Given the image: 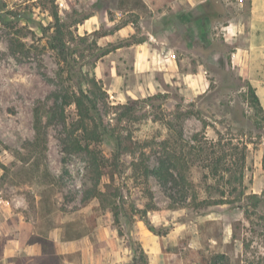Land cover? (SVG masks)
<instances>
[{"label": "rangeland", "instance_id": "obj_1", "mask_svg": "<svg viewBox=\"0 0 264 264\" xmlns=\"http://www.w3.org/2000/svg\"><path fill=\"white\" fill-rule=\"evenodd\" d=\"M147 1L154 2L155 10L169 8L165 15L174 22L167 35L175 44L179 69L197 72L203 66L209 90L194 94L181 78L179 85L165 84L164 91L131 97L128 85L140 87L141 79L115 78L111 62L105 76L99 73L106 50L145 37L139 19L150 9L144 0H0V208L9 214L11 229L22 220L43 235L59 225L71 235H89L96 248L94 264H264V113L249 103L248 81L234 63L219 23L198 31L196 25L177 20L180 15L167 5L170 0ZM207 1L222 22L236 13L239 2ZM102 3L111 23L84 32L79 23L101 10ZM201 7L189 17L208 21L207 2ZM133 8L139 14L126 13ZM129 23L133 34L115 35ZM87 76H95L107 91V106L101 104L100 113L115 133L98 144L108 159L99 184L108 194L106 202L83 200L84 190L93 183L87 156L65 151L67 129H74L78 119L76 105L65 107L63 120L50 121L52 94L89 89ZM38 105L47 143L35 149ZM76 133L81 138L80 131ZM196 134L209 157L228 154L225 162L238 163L245 152L242 183L240 170L232 175L223 168L214 175L204 166L209 160L201 161L197 152L189 151ZM117 137L124 147L121 153ZM173 152L197 161L185 168L190 185L182 199L173 182L154 173L160 158ZM93 205H100L95 229L87 222ZM160 236L162 253L155 257L149 253L150 238ZM101 241L108 245L101 247ZM196 249L209 262H203Z\"/></svg>", "mask_w": 264, "mask_h": 264}, {"label": "crops", "instance_id": "obj_2", "mask_svg": "<svg viewBox=\"0 0 264 264\" xmlns=\"http://www.w3.org/2000/svg\"><path fill=\"white\" fill-rule=\"evenodd\" d=\"M206 1L170 0L167 5L172 6L176 16L180 15L177 20L183 24L187 22L196 25L198 31L202 30L205 24L217 25L219 23L221 25L225 40L232 47L231 55L234 63L238 64L243 79L256 89L264 108V0H239L236 13L231 12V16L226 15L223 22L209 16H206L208 21L189 17L199 14L202 10L201 4ZM245 2H247V8L243 6ZM144 3L150 9L146 16L141 13L139 19L146 34L145 37L137 43H126L106 54L99 61V73L105 76L108 70L106 66H109L108 63L111 62L109 69L113 71L115 78L119 77L121 80L125 76L126 78L133 76L141 79L139 80L140 87L132 88L130 84L128 85L131 97H136L139 93L145 95L155 91H164L165 84L175 81L179 85L181 78L187 81L188 88H190L188 90L194 94L209 90L208 78L203 66L202 68L199 65L197 72L179 69L178 60L175 55L173 56L175 53L173 45L175 44L167 35L171 30V23L174 22L173 17L165 15L169 8L163 6L155 10L154 2L144 0ZM102 4L101 10L90 13L79 23L80 29L90 32L99 28L102 23L107 25L111 23L107 17L108 8L104 3ZM110 8L116 9L118 14L123 13V10L118 7ZM137 11V8H133L127 10L126 13ZM133 33L134 27L129 23L120 26L115 35L119 34L123 37ZM2 202L4 200L0 199V204ZM14 224L17 225L11 229L9 214L0 208V264H94L95 262L96 248L90 245L87 234L71 235L65 226L59 225L50 230L49 234L43 235L40 232L36 233L33 226L26 221L21 220ZM150 241L153 250L149 253L158 257L162 253L161 242L155 237H151Z\"/></svg>", "mask_w": 264, "mask_h": 264}, {"label": "trees", "instance_id": "obj_3", "mask_svg": "<svg viewBox=\"0 0 264 264\" xmlns=\"http://www.w3.org/2000/svg\"><path fill=\"white\" fill-rule=\"evenodd\" d=\"M207 2V16L210 18H216L214 13L216 11H212V4L209 1ZM210 7V9H208ZM130 42H127L129 44ZM119 46L123 45H115L113 48L106 50L104 54L111 52ZM64 45H59V48L62 50ZM63 61L66 62L67 58L63 57ZM83 83V82H82ZM81 83V85H82ZM85 84L91 85L88 89H84L80 87L78 91H62L55 92L52 94L55 106L53 111L51 112L50 121L53 119H64V109L69 104H75L78 111V119L76 123H74V129H67V136L65 137V151L68 153H84L87 156L88 160V171L90 178L93 180V183H89V185L84 190L83 200L90 201L93 199H100L102 202H106L108 194L104 190L99 187L101 178L104 173V169L107 165V158L103 154L102 150L98 147V144L103 141V139L107 136L115 135L113 129H108L104 125V120L102 114L100 113L101 104H105L107 106V91L104 88L103 84L95 77V76H87L84 80ZM248 96L249 103H251L259 113H264V108L260 101V98L256 92V89L248 82ZM123 106L130 112V107L127 104H123ZM40 105L35 108V118H34V128H35V138L32 142L35 149H39L41 146L45 147L47 143V135L45 131V125L43 123V119L41 116ZM122 114V112H121ZM123 114H127L123 112ZM80 131L81 138L76 137V132ZM202 139L198 134L193 137V142L189 144L190 152H197L196 155L201 161L209 160L208 163H204V166H210V171L213 172L214 175L219 174V170L225 169L226 171H230L232 175L235 174L236 170H240V181L242 183L243 178V167L245 160V152L242 151L240 161L235 163L225 162L227 160V155L223 156H214L209 157V155H205L203 150L205 147L202 145ZM117 150L119 153L124 149L122 145V140L120 137L116 138ZM215 146V145H214ZM47 147V145H46ZM234 150H237V147H232ZM213 153V151H211ZM229 156V155H228ZM193 157L189 158L183 154L167 153L166 155L160 158V164L155 170V175L164 180H170L173 182L174 187H178V193L180 199L186 198L189 193L188 186L190 185L188 176L186 174L185 168L187 165L195 164ZM200 161V162H201ZM198 162L200 165L201 163ZM198 164V165H199ZM202 166V165H201ZM145 170L147 173L151 172L148 166L145 165ZM174 172H177V176L174 175ZM196 198L197 196L194 195ZM173 200H176L175 197H172ZM203 204V203H200ZM198 204L197 206H201ZM100 205H93L92 212L87 216V222L91 229H95L98 226V216L99 213L96 211L99 209ZM160 242L163 246V240L160 236ZM52 243V242H51ZM101 247L107 246L108 243L106 241H101L98 243ZM196 252L199 258L207 263L209 262L208 257H206L201 249H196ZM56 260L58 261L57 257ZM213 264V263H212Z\"/></svg>", "mask_w": 264, "mask_h": 264}, {"label": "built area", "instance_id": "obj_4", "mask_svg": "<svg viewBox=\"0 0 264 264\" xmlns=\"http://www.w3.org/2000/svg\"><path fill=\"white\" fill-rule=\"evenodd\" d=\"M174 56V55H173Z\"/></svg>", "mask_w": 264, "mask_h": 264}]
</instances>
